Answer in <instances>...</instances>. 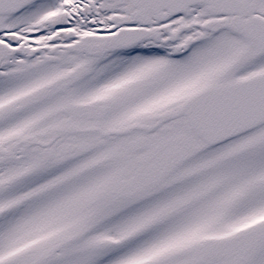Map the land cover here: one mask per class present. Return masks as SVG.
<instances>
[{"label": "snow or ice", "instance_id": "snow-or-ice-1", "mask_svg": "<svg viewBox=\"0 0 264 264\" xmlns=\"http://www.w3.org/2000/svg\"><path fill=\"white\" fill-rule=\"evenodd\" d=\"M0 264H264V0H0Z\"/></svg>", "mask_w": 264, "mask_h": 264}]
</instances>
